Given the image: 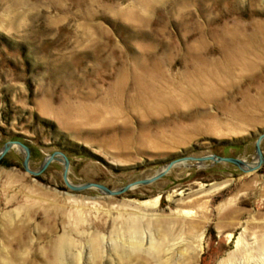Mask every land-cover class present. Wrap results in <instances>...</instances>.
Wrapping results in <instances>:
<instances>
[{
	"label": "rangeland",
	"instance_id": "obj_1",
	"mask_svg": "<svg viewBox=\"0 0 264 264\" xmlns=\"http://www.w3.org/2000/svg\"><path fill=\"white\" fill-rule=\"evenodd\" d=\"M263 133L264 0H0V152L29 146L31 170L62 152L72 184L118 190L186 156L256 163ZM261 147L253 171L187 160L110 195L71 189L59 159L32 174L13 144L0 264H57L64 240L61 264H95V242L101 264L121 246L131 264H264Z\"/></svg>",
	"mask_w": 264,
	"mask_h": 264
},
{
	"label": "water",
	"instance_id": "obj_2",
	"mask_svg": "<svg viewBox=\"0 0 264 264\" xmlns=\"http://www.w3.org/2000/svg\"><path fill=\"white\" fill-rule=\"evenodd\" d=\"M264 139V133L261 134L256 142V150H257V154L259 156V160L258 162L255 163L254 166H248L247 162L243 159L240 158H235V157H226V156H220V155H216V154H209V155H205V156H186L183 158H179L176 160H173L172 162H170L168 164V166L165 168V170H163L162 172L158 173L157 175L151 177V178H146V179H142V180H137L133 183H130L128 185H126L125 187L118 189V190H112L109 189L107 186L100 184V183H85V184H81V185H75L72 184L69 181L68 178V173H69V167H70V161L69 159L62 154V152H54L52 153L44 162L43 166L38 170V171H33L29 168V161H30V157H31V149L29 146L21 143V142H8L5 144L3 150L0 152V159H2L7 152L11 149V147L13 146V144H18L20 146H22V148L25 150L26 152V156H25V160H24V166L26 168L27 171L31 172L32 174L35 175H39L41 174L48 166L49 164L55 160L58 159L57 155L61 154L63 156V159L59 158L61 161H64V165H65V169H64V180L65 183L73 190L76 191H82L85 190L87 188H91V187H95L98 188L100 190H102L103 192H106L107 194L110 195H119L122 194L124 192H126L127 190L131 189L132 187H135L136 185H140V184H150L152 182H154L155 180L161 178L163 175H165L173 166L187 161V160H193V161H199V162H203V161H207V160H213L214 162H231L233 164H235L236 166H238L239 168H241L244 171H253L258 169L262 164H263V151H262V141ZM248 167V168H245Z\"/></svg>",
	"mask_w": 264,
	"mask_h": 264
},
{
	"label": "bare ground",
	"instance_id": "obj_3",
	"mask_svg": "<svg viewBox=\"0 0 264 264\" xmlns=\"http://www.w3.org/2000/svg\"><path fill=\"white\" fill-rule=\"evenodd\" d=\"M262 42V41H261ZM262 48V47H261ZM258 50L261 52V50H260V48H258ZM217 71V70H216ZM216 73L215 72V66L213 67V69H212V67H211V70L210 71H208V72H206L207 74L205 75V76H200V77H198V78H196V80H195V84L196 85H194L193 87H195L196 89L198 88V87H200V88H202L201 86H204V84H205V86L206 87H210V86H212L213 85V83H214V79H213V77H214V73ZM210 78H212L211 79V81L209 82V79ZM196 86H198V87H196ZM199 89V88H198ZM59 159V158H58ZM60 160V159H59ZM248 163V162H247ZM248 166H254L255 165V163H253V164H247ZM245 168H248V167H245ZM55 245V244H54ZM68 243L64 240L62 243H61V245H60V247L56 250V258H57V260H56V263L57 264H61V262H62V259L64 258L63 256H64V254L66 253V251L69 249L68 248ZM59 246V245H58ZM131 246L132 247H134V249H138V246L135 244V243H132L131 244ZM55 249H56V247H54ZM93 253H95V254H97V256H98V254L100 253V251H99V243L98 242H95L94 244H93ZM122 248H124L123 246H121L120 248H118V251H119V255H120V257L122 258L121 260L123 261L122 263L123 264H125V263H129L130 262V264L133 262V260L135 259V252H134V254H132V252L130 253V255L127 257V258H129L130 260H127L126 261V259L124 258V257H122L121 256V254H125L127 251L125 250L124 251V249H122ZM53 249V248H52ZM65 249V250H64ZM65 251V252H64ZM54 253V254H55ZM97 256H96V261L94 262L95 264H101V262H98V259H97ZM101 260V259H100Z\"/></svg>",
	"mask_w": 264,
	"mask_h": 264
}]
</instances>
